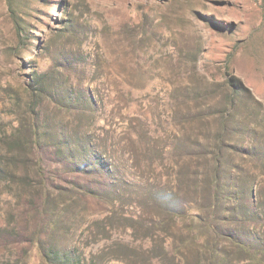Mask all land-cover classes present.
I'll use <instances>...</instances> for the list:
<instances>
[{"label": "rangeland", "instance_id": "obj_1", "mask_svg": "<svg viewBox=\"0 0 264 264\" xmlns=\"http://www.w3.org/2000/svg\"><path fill=\"white\" fill-rule=\"evenodd\" d=\"M0 264H264V0H0Z\"/></svg>", "mask_w": 264, "mask_h": 264}, {"label": "trees", "instance_id": "obj_2", "mask_svg": "<svg viewBox=\"0 0 264 264\" xmlns=\"http://www.w3.org/2000/svg\"><path fill=\"white\" fill-rule=\"evenodd\" d=\"M8 7L11 23L18 41L23 43L29 40L30 33L35 31L36 28H34L28 20L18 15L17 8H14L11 2H8Z\"/></svg>", "mask_w": 264, "mask_h": 264}]
</instances>
